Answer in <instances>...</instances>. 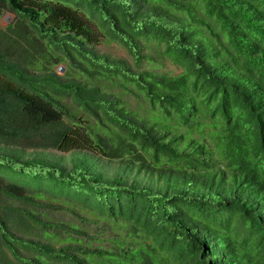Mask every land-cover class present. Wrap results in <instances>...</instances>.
<instances>
[{
	"label": "trees",
	"instance_id": "1",
	"mask_svg": "<svg viewBox=\"0 0 264 264\" xmlns=\"http://www.w3.org/2000/svg\"><path fill=\"white\" fill-rule=\"evenodd\" d=\"M4 11L0 264H264V0ZM55 151L76 153L65 167Z\"/></svg>",
	"mask_w": 264,
	"mask_h": 264
},
{
	"label": "rangeland",
	"instance_id": "2",
	"mask_svg": "<svg viewBox=\"0 0 264 264\" xmlns=\"http://www.w3.org/2000/svg\"><path fill=\"white\" fill-rule=\"evenodd\" d=\"M15 15L14 13L11 12H7L4 11L2 12V14L0 15V28L4 29L6 26L8 25H13L15 22ZM42 44H45V41H42ZM95 50L98 52H104L106 54H108L110 57H115V58H122L124 60H126L127 62H129V57L127 55V53L125 52V50L117 43L115 42H109V43H105L103 41L99 42L98 44L95 45ZM37 58V60L42 59L41 56L36 55L35 56ZM58 66H60V68H58ZM154 69L156 71L159 72H166L169 74H177L180 71V68H178L177 66L171 64L169 61L164 60V59H156L154 64ZM50 69L51 71H53L55 73V75H57L61 80H69V79H75V75L73 73H68L65 70L64 64L61 63L59 65H50ZM79 79V77H77ZM81 78V77H80ZM124 99L126 100V102L131 105V107H136V103L135 100L132 98H128V97H124ZM140 109V108H138ZM141 111V109H140ZM35 153L38 151H35L34 149H26L24 151V155L29 156V153ZM73 152L76 153V151H71V152H59V151H55V152H51V154L56 155L57 156V161L59 162L60 165L68 167L69 166V161L70 158L72 157ZM99 172H102L103 174H105L106 176H110L114 173L116 166L118 165L116 161H106V160H99ZM102 167V168H101ZM130 177V175H129ZM5 256L10 259V255L8 253V251L5 250Z\"/></svg>",
	"mask_w": 264,
	"mask_h": 264
},
{
	"label": "water",
	"instance_id": "3",
	"mask_svg": "<svg viewBox=\"0 0 264 264\" xmlns=\"http://www.w3.org/2000/svg\"><path fill=\"white\" fill-rule=\"evenodd\" d=\"M58 68H60V66H58Z\"/></svg>",
	"mask_w": 264,
	"mask_h": 264
}]
</instances>
